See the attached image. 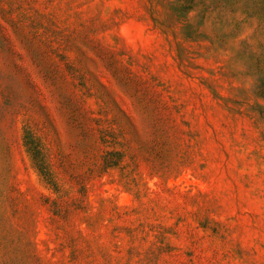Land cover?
Instances as JSON below:
<instances>
[{"label":"rangeland","instance_id":"374dc122","mask_svg":"<svg viewBox=\"0 0 264 264\" xmlns=\"http://www.w3.org/2000/svg\"><path fill=\"white\" fill-rule=\"evenodd\" d=\"M0 264H264V0H0Z\"/></svg>","mask_w":264,"mask_h":264}]
</instances>
